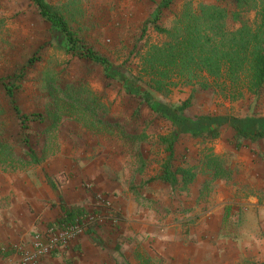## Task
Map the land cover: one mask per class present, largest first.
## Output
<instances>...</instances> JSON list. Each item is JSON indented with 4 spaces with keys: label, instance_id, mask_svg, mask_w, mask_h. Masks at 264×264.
<instances>
[{
    "label": "crops",
    "instance_id": "1",
    "mask_svg": "<svg viewBox=\"0 0 264 264\" xmlns=\"http://www.w3.org/2000/svg\"><path fill=\"white\" fill-rule=\"evenodd\" d=\"M213 91L203 98L196 86L176 83L140 96L138 111L102 110L48 134L33 168L0 173V250L11 247L0 264H14L32 233L63 211L87 212L99 199L117 219L103 218L35 264H209L254 255L264 235V138L249 137L264 104L257 111L244 92L225 112L210 103L218 102ZM165 164L173 182L160 178ZM245 223L248 240L222 231Z\"/></svg>",
    "mask_w": 264,
    "mask_h": 264
},
{
    "label": "rangeland",
    "instance_id": "2",
    "mask_svg": "<svg viewBox=\"0 0 264 264\" xmlns=\"http://www.w3.org/2000/svg\"><path fill=\"white\" fill-rule=\"evenodd\" d=\"M46 1L65 16L70 27L87 44L109 59V73L115 78L105 77L99 65L62 51V35L38 16L29 0H0V173L33 168L35 162L32 161L42 159L44 153L40 143L69 121L95 117L106 109L112 113L118 108L138 111L134 105L140 101V96L145 98L150 91L155 92L149 90L148 78L140 72L139 56L147 45L159 43L164 38L150 27L140 38L142 25L163 2L168 5L162 8L159 25L168 27L173 14L183 3L209 0ZM242 16L245 21L251 22L254 11L243 12ZM227 26L236 27L238 23L229 21ZM29 58L32 60L28 63ZM4 85L19 86L13 99L21 113L40 112L44 121H30L21 126L4 98ZM169 86L174 87L176 83ZM159 90L164 92V89ZM213 90L211 87L202 89L199 95L212 99ZM124 97L126 102L122 101ZM214 99L218 102L210 103L217 109L225 112L235 110L236 103H230L231 100L219 89ZM255 105L257 111L262 110V96L255 101ZM247 225L245 223L242 229H238L227 224L222 231L235 240H248L253 231L246 229ZM260 234L259 240L255 239L258 243L255 245L256 253L243 259L248 263L264 264V245L260 242L264 235ZM10 250V246L0 250L1 258L4 259ZM18 255L19 251L16 261ZM243 260L235 261L229 255L228 261L219 263L211 257L209 264H238ZM16 261L14 264H17ZM67 261L65 264L71 263Z\"/></svg>",
    "mask_w": 264,
    "mask_h": 264
},
{
    "label": "trees",
    "instance_id": "3",
    "mask_svg": "<svg viewBox=\"0 0 264 264\" xmlns=\"http://www.w3.org/2000/svg\"><path fill=\"white\" fill-rule=\"evenodd\" d=\"M29 3L42 20L60 32L64 39L62 51L99 65L105 77L115 78V75L109 73V59L87 44L54 5L46 0H29ZM167 5L166 2L158 5L157 10L140 29V38L144 37L147 27L164 37L159 43L147 45L139 56V69L148 78L149 90L161 92L159 89L166 90L174 83L190 84L199 90L217 88L229 100L240 97L243 92L250 94L255 101L262 96L264 104V0L185 2L173 14L170 25L162 27L159 21L163 15L162 8ZM250 10L254 11V17L251 22L245 21L242 13ZM229 21L237 22L238 26L229 28ZM31 60L29 58L28 63ZM18 87L4 85L3 90L4 98L16 114L20 125L24 127L30 121L43 122L44 117L40 112H20L13 99L14 91ZM188 101L175 105L174 110H181ZM236 132L240 133L241 129H236ZM217 133V130L209 131L213 137ZM249 138H264V121L255 126ZM169 151L171 152L170 149ZM169 167L168 164L163 166L160 178L173 182L174 171L171 173ZM52 182V185L61 184L59 181ZM84 212L65 210L55 221L48 224L72 221ZM107 216L117 219L109 208L104 218ZM94 226L97 223H88L86 232H91ZM142 264L150 263L142 261Z\"/></svg>",
    "mask_w": 264,
    "mask_h": 264
},
{
    "label": "built area",
    "instance_id": "4",
    "mask_svg": "<svg viewBox=\"0 0 264 264\" xmlns=\"http://www.w3.org/2000/svg\"><path fill=\"white\" fill-rule=\"evenodd\" d=\"M109 206L105 199H99L93 209L59 224H47L34 231L28 248L19 250L17 264H35L39 259L54 252L64 250L68 244L79 236L88 223H99L103 220ZM106 212L102 214L100 212ZM94 210H99L95 212ZM114 221V218H111ZM70 264V263H69Z\"/></svg>",
    "mask_w": 264,
    "mask_h": 264
}]
</instances>
